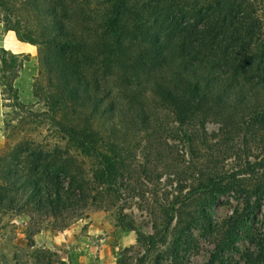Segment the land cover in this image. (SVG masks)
I'll list each match as a JSON object with an SVG mask.
<instances>
[{"label":"trees","instance_id":"1","mask_svg":"<svg viewBox=\"0 0 264 264\" xmlns=\"http://www.w3.org/2000/svg\"><path fill=\"white\" fill-rule=\"evenodd\" d=\"M0 11L4 32L14 31L21 42L38 48L46 74L39 72L44 82L36 79L33 91L45 108L42 122L54 138L63 136L67 142L51 148L19 140L17 133L6 136L0 150V214L21 211L64 219L80 211L90 190L78 177L77 152L91 160L97 183L111 189L123 185L125 147L116 138L124 129L147 130L154 122L135 79L150 78L157 100L170 105L181 125L197 124L206 132L213 123L224 134L239 131L264 148V26L250 1L0 0ZM0 53L3 109L7 104L25 108L15 82L28 56L4 48ZM114 65L122 71L117 96L102 75ZM29 116L36 119L32 112ZM3 123L13 126L6 119ZM243 166L228 173L214 169L190 192L180 189L166 197L157 204L158 213H150V235L119 217L123 230L137 232L145 247L137 264H167L170 258L177 263L181 241L199 227L218 235L209 262L216 264L237 236L238 225L250 217L253 192L264 195V181L246 184L255 172L250 163ZM228 191L246 196L244 212L214 225L208 209ZM263 242L253 263L264 264Z\"/></svg>","mask_w":264,"mask_h":264},{"label":"rangeland","instance_id":"2","mask_svg":"<svg viewBox=\"0 0 264 264\" xmlns=\"http://www.w3.org/2000/svg\"><path fill=\"white\" fill-rule=\"evenodd\" d=\"M244 1H250L264 26V0ZM3 16L0 11V19ZM27 49L28 54H24L28 56V61L24 63L27 68L16 82L17 87H21L18 88L19 94L22 91L21 102L26 107L18 109L7 104L4 110L0 89V150L7 145L6 136L12 133L20 134L17 136L19 140L28 138L46 143L51 148L55 144L67 145L61 140L63 136L54 138V133L50 134L49 127L42 122L45 108L43 103L38 105L40 101L34 96L33 87L38 78L44 82L39 75L40 71L44 72V67L39 63L38 48L29 44ZM120 72L117 65L112 66L111 70H104V74L102 71L113 96H117L120 87H123ZM134 81L135 86L140 84L141 96L146 98L154 122L146 125L147 130L144 126L124 129L118 134V141L115 140L117 143L124 141L127 173L123 185L111 189L108 185L97 183L90 170L91 160L77 152L75 157L82 173L78 177L85 180L90 190L80 211L74 215L67 214L72 217L66 218L67 215H64V219L35 213L28 216L21 211L2 212L0 264H118L120 261L137 264L136 260L143 255L145 247L138 243L137 232L123 230L119 217L131 222L137 231L147 236L152 234L150 213H158L157 204L166 197L176 195L180 189L185 193L190 192L205 173L214 169H223L228 173L242 165L245 168L248 162L255 174L246 184L255 185L258 181H264V148L259 147L257 142L245 140L239 131L230 136L224 134L213 123L207 126L206 132L197 124L181 125L176 121L170 105L157 100L158 94L153 90L150 78ZM120 101L127 102V98L121 96ZM16 111H21L19 116H14L17 115ZM30 112L34 113L36 119L29 116ZM4 119L13 126L6 127ZM246 195H249V191ZM22 197L20 194L16 196L21 203ZM245 200L246 196L235 191L218 195L216 203L208 209L213 224L222 226L230 218L239 216L244 212ZM150 204L153 206L147 210L146 206ZM251 204L250 217H244L238 225L237 236L229 248L219 255L216 264H256L251 259L264 241V195L253 192ZM253 206L256 208L252 210ZM217 239L218 235L205 227L193 228L181 241L178 247L179 261L174 263L209 264ZM51 244H58L63 254L51 250ZM46 245L48 248H44ZM126 249L130 250L124 253ZM160 250L166 251L164 248ZM63 258L67 259L66 263L62 262ZM171 260L167 264H171Z\"/></svg>","mask_w":264,"mask_h":264},{"label":"crops","instance_id":"3","mask_svg":"<svg viewBox=\"0 0 264 264\" xmlns=\"http://www.w3.org/2000/svg\"><path fill=\"white\" fill-rule=\"evenodd\" d=\"M4 27L3 25L0 23V48H4L5 50L13 53V54H28V45L29 44H26L24 42H21L16 33L14 31H7V32H4ZM26 65H24V70L22 72V74H25V71H26ZM20 78V77H19ZM19 78L16 80V82L19 81ZM15 82V86L16 88H21L20 86L17 87V83ZM21 90V89H20ZM22 95V91H20V94H19V97H20V101L23 100V97L21 96ZM30 98L28 97V100ZM26 100L27 102H30ZM58 244H51V250L53 251H56L58 254H63L62 251L60 252V249H58ZM44 248H48V245L44 246ZM50 248V247H49ZM62 262L63 263H66L67 262V259L63 258L62 259Z\"/></svg>","mask_w":264,"mask_h":264}]
</instances>
